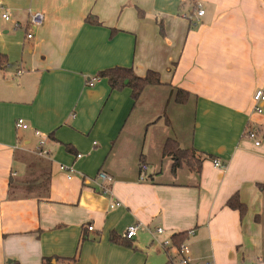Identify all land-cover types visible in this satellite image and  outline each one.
<instances>
[{
	"label": "crops",
	"instance_id": "0c3cea01",
	"mask_svg": "<svg viewBox=\"0 0 264 264\" xmlns=\"http://www.w3.org/2000/svg\"><path fill=\"white\" fill-rule=\"evenodd\" d=\"M0 4V264H165L161 241L184 230L189 264H264V102L256 111L252 101L264 88V0ZM28 8L44 14L30 39L12 23L25 25ZM113 66L139 76L154 70L168 87L160 91H188L186 102H173L172 114L181 115L156 103L151 117L134 119L142 107L133 106L130 88L111 89L97 76ZM17 118L28 127L16 128ZM150 125L166 133L158 151ZM41 138L46 157L33 153ZM167 138L202 157L198 178L185 166L171 172L162 155ZM46 164L45 194L10 189L11 177ZM98 170L112 177L110 195L93 181ZM233 194L246 207L242 216L225 205ZM132 223L139 224L133 238L113 240Z\"/></svg>",
	"mask_w": 264,
	"mask_h": 264
},
{
	"label": "trees",
	"instance_id": "16d2710c",
	"mask_svg": "<svg viewBox=\"0 0 264 264\" xmlns=\"http://www.w3.org/2000/svg\"><path fill=\"white\" fill-rule=\"evenodd\" d=\"M85 19L92 23L97 22L95 16H92L91 14H88ZM158 24L159 31L162 33V26L160 23ZM4 58L5 57L0 54V67H2V65L5 63ZM97 76L106 78L111 89L120 90L124 87H129L131 91V97L134 102V107L139 102L140 97L143 96V92L145 91L146 87L154 86L156 88H168L167 86H163V83L159 77V73L154 70H147L143 76H139L133 72L131 67L113 66L98 71ZM169 94L173 96L174 102L178 104H183L186 102L190 95L188 91L178 87H171V89H169ZM162 155L170 157V169L172 173H174L177 168L185 166L188 169L195 171L198 178L202 157L197 153V151H195L193 147H181L175 139L167 138L162 146ZM140 165H142V163ZM39 168L37 167L36 169L28 170V173L22 178L11 177L9 181L10 189L12 191L20 190L29 192L31 194L34 193L37 196H39L41 193L45 194L47 192V185L49 183V166L46 164L44 167L40 166ZM41 168L43 169L42 176H35V174L39 173ZM145 176L143 179H145ZM225 205L231 209L238 210L240 216H242L246 210L244 203L238 198L237 194L231 195L226 200ZM255 218L257 219L258 217L256 216ZM188 234L189 231L184 230L171 235L170 245L163 248L168 258L165 264H177L175 262V257L177 255L179 256L177 250L180 244L186 240ZM112 238L114 241L123 244L125 240H130L115 235ZM172 249L175 250V252H171ZM11 262H13L12 264H18L15 260H12ZM11 262L6 264H11ZM43 264H50L49 258H44Z\"/></svg>",
	"mask_w": 264,
	"mask_h": 264
},
{
	"label": "built area",
	"instance_id": "2783aa9c",
	"mask_svg": "<svg viewBox=\"0 0 264 264\" xmlns=\"http://www.w3.org/2000/svg\"><path fill=\"white\" fill-rule=\"evenodd\" d=\"M1 7V4H0ZM204 14V10L201 7H198L197 11H196V16L199 18L201 15ZM1 18L4 21L7 22H11V12L8 9H3V11L1 12ZM44 21V14L42 11L40 10H34L31 8L27 9V21L25 23V25L21 26V24L18 21H13V29H19V28H24V31H26L25 37L30 39L33 34L31 33V31L29 30V28H36L42 25ZM22 72V68L17 69V74H20ZM97 80V77H92L90 79H88V85H92L93 82ZM252 101L254 103V109L256 111H260V107H259V103L264 102V88H257L253 91L252 94ZM16 128H21V129H26L28 127V125L24 122V120L22 118H17L15 120L14 123ZM36 134H38V132H35ZM246 136L254 139V143L257 145L259 144V141L256 139V132L253 129H248L246 130ZM44 139L41 138L39 139V142L35 145V147L33 148V153L37 156H41V157H46L47 156V151L44 150L43 148V144H44ZM81 154H77L76 157H80ZM213 165L217 166V167H223V164L219 162V160L217 159H213L212 160ZM61 169H69L70 167L65 166V165H60ZM146 170V166L145 165H140V174H139V179H143L145 176V171ZM93 181L95 182V184L97 185V189L101 194H109L111 193V188H110V183L112 181V177L101 170H98L95 174V176L93 177ZM117 204V202L113 201L110 204V207H114ZM139 227L138 223H132L129 224L125 227L123 233L121 234L122 237H124L125 239H131L133 238V236L135 235L137 229ZM87 231H91L93 230V226L87 225L86 226ZM156 232L160 233L162 232V228L157 227L155 229ZM191 233V231H189V234ZM171 243L170 239L168 240H164L161 241L160 246L161 248H165L167 246H169ZM178 254H179V259H178V263L177 264H189L190 263V256H189V249L187 247V245L183 242L182 244H180L179 248H178Z\"/></svg>",
	"mask_w": 264,
	"mask_h": 264
},
{
	"label": "rangeland",
	"instance_id": "374dc122",
	"mask_svg": "<svg viewBox=\"0 0 264 264\" xmlns=\"http://www.w3.org/2000/svg\"><path fill=\"white\" fill-rule=\"evenodd\" d=\"M168 90H164V91H160V88H156V87H151V88H148V89H145V91L143 92V96L140 97L139 99V102H138V105H140L142 108H138L137 110H135L134 114L132 115V117H134L135 115V118L134 119H138V115L142 113V116L148 118L150 116V112L152 111V106H157L156 103H160L162 106H165L167 108V113L169 115H174L175 117L177 115H181L180 112H178L177 114H172V109L175 105H173L175 102L173 100V96H171L170 94L167 93ZM142 99V100H141ZM142 101V102H140ZM174 102V103H173ZM146 106V107H145ZM165 108V110H166ZM153 112V111H152ZM155 113V112H154ZM160 114V112H157V114ZM185 113L190 117L191 114L187 111H185ZM151 117V116H150ZM158 128L160 127L157 126ZM185 131H183L184 133ZM151 133L153 134V136L155 137L154 138V142H159V145H157L155 147V150H160V147H161V143H160V139H163L166 137V133L163 134V133H160V131L157 130V128H155L154 126L152 127L150 125V128L148 130V138L149 139H152L151 138ZM152 136V137H153ZM151 141V140H150ZM163 159H167V157L165 158H161V154H160V158L159 160L163 161ZM167 165H164L163 167L164 168H167L166 167ZM166 174L167 172L163 173V175H160V177H158V179H166ZM262 224V222H261Z\"/></svg>",
	"mask_w": 264,
	"mask_h": 264
}]
</instances>
